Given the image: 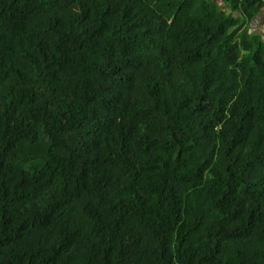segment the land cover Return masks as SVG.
I'll use <instances>...</instances> for the list:
<instances>
[{
  "label": "trees",
  "instance_id": "obj_1",
  "mask_svg": "<svg viewBox=\"0 0 264 264\" xmlns=\"http://www.w3.org/2000/svg\"><path fill=\"white\" fill-rule=\"evenodd\" d=\"M0 0V264H264V0Z\"/></svg>",
  "mask_w": 264,
  "mask_h": 264
},
{
  "label": "rangeland",
  "instance_id": "obj_2",
  "mask_svg": "<svg viewBox=\"0 0 264 264\" xmlns=\"http://www.w3.org/2000/svg\"><path fill=\"white\" fill-rule=\"evenodd\" d=\"M221 5H223L224 8L223 2H221ZM252 30L254 32H259L261 34H264V15L261 16L258 21H255V23H253Z\"/></svg>",
  "mask_w": 264,
  "mask_h": 264
},
{
  "label": "crops",
  "instance_id": "obj_3",
  "mask_svg": "<svg viewBox=\"0 0 264 264\" xmlns=\"http://www.w3.org/2000/svg\"><path fill=\"white\" fill-rule=\"evenodd\" d=\"M216 2H218L219 3V5H221V0H216ZM221 8L223 9V5H221ZM223 10H225V9H223ZM264 15V13L262 14V15H259L257 18H256V20L255 21H258L259 20V18L261 17V16H263ZM255 21L253 22V23H255ZM253 23H252V25H253ZM252 25H251V27H252Z\"/></svg>",
  "mask_w": 264,
  "mask_h": 264
},
{
  "label": "clouds",
  "instance_id": "obj_4",
  "mask_svg": "<svg viewBox=\"0 0 264 264\" xmlns=\"http://www.w3.org/2000/svg\"><path fill=\"white\" fill-rule=\"evenodd\" d=\"M223 9H226V7L224 6V8Z\"/></svg>",
  "mask_w": 264,
  "mask_h": 264
}]
</instances>
